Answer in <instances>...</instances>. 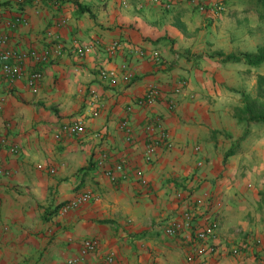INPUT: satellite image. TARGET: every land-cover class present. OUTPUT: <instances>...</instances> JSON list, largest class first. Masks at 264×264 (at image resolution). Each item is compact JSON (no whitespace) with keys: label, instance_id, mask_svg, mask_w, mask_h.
I'll use <instances>...</instances> for the list:
<instances>
[{"label":"crops","instance_id":"0c3cea01","mask_svg":"<svg viewBox=\"0 0 264 264\" xmlns=\"http://www.w3.org/2000/svg\"><path fill=\"white\" fill-rule=\"evenodd\" d=\"M232 1L220 22L234 11ZM33 5L0 0L7 48L43 49L60 41L67 49L53 53L34 86L25 77L8 84L0 69L6 170L0 176V264H67L71 258L96 264L109 254L112 264H184V247L165 235L164 226L189 200L188 191L210 198L220 222L211 264H264V134L258 131L264 125L240 122L234 110L257 91L264 64L224 61L229 54L257 53L256 43L225 25L202 29L191 0H59L58 8L42 4L41 14ZM16 8L29 22L9 29L6 19ZM114 42L120 45L108 52ZM155 52L162 66L151 60ZM34 68L28 65L25 74ZM103 69L114 79H103ZM179 77L188 85L177 107L170 110L162 100L135 109L130 119L138 142L127 144L119 128L126 107L151 86L170 90ZM153 115L161 117L172 145L148 156L141 127ZM80 117L83 135L56 137L64 121ZM104 148L141 170L150 187L132 178L111 183L94 166ZM84 189L96 199L69 209ZM87 238L99 241L98 252L83 254Z\"/></svg>","mask_w":264,"mask_h":264},{"label":"built area","instance_id":"2783aa9c","mask_svg":"<svg viewBox=\"0 0 264 264\" xmlns=\"http://www.w3.org/2000/svg\"><path fill=\"white\" fill-rule=\"evenodd\" d=\"M16 6L23 4L26 0H12ZM195 2L196 0H192ZM42 4L59 7V0H34L35 14L42 13ZM224 9L222 0H217L215 3V10L220 12ZM29 18L22 9L16 8L14 13L6 19V24L9 29L18 28L19 26L27 25ZM67 20L62 18L60 24L65 25ZM8 35H0V69L3 72L4 78L8 84H13L16 80L26 78L28 86H34L43 79L44 67L51 62L53 53L55 51L62 53L67 46L60 41L51 43L43 49L32 48L30 50H15L8 49ZM58 40V38H56ZM120 44L114 42L107 48L108 52L114 53ZM140 57L146 56V53L134 49L132 50ZM77 54L80 57L85 55V49L77 47ZM151 60L157 65L162 66L164 59L159 53H154L150 56ZM34 65L36 68L30 70L27 75L25 69L28 65ZM103 79L111 81L114 79V73L108 70H101ZM188 85V80L185 77H179L174 82L170 90H165L161 86L154 85L142 96L133 100V102L126 107V115L120 121L119 128L124 134V140L127 144H136L138 142L137 131L130 119L135 109H150L154 105L166 100L168 108L173 110L178 105V97L182 95ZM97 97L94 95L90 102L92 107L97 103ZM86 121L85 118L80 117L74 120L64 121L57 133L58 139H71L80 137L85 133ZM142 137L146 147V154L152 156L155 150L159 147L169 148L172 145L170 134L163 126L160 116L153 115L148 117L141 127ZM99 138H104L101 132L96 134ZM6 140H3L5 143ZM12 149L17 152L18 146L12 143ZM198 150V149H197ZM114 151L110 148H104L98 152V156L94 160V166L105 175L109 181L115 185H119L130 178L137 181L144 187L149 188L150 184L144 178L141 170L130 167L129 160L126 158H114ZM5 166L0 159V176L5 175ZM181 196V195H180ZM182 197V196H181ZM188 201L185 202L179 214L170 218L164 226V233L168 238L178 242L184 247L186 254V263L184 264H211V258L216 257L218 249L213 244L216 238L220 222L216 212L211 207L210 198L194 197L191 191H188ZM93 192L89 189L79 191L67 204L69 209H76L83 204L95 200ZM209 199V201H208ZM100 243L96 238H87L82 242L83 254L98 252ZM85 258L69 259L67 264H79ZM114 262V254H109L103 257L102 262L96 264H112ZM89 264V263H87Z\"/></svg>","mask_w":264,"mask_h":264},{"label":"rangeland","instance_id":"374dc122","mask_svg":"<svg viewBox=\"0 0 264 264\" xmlns=\"http://www.w3.org/2000/svg\"><path fill=\"white\" fill-rule=\"evenodd\" d=\"M216 1L217 0H196L193 2L191 0V2L194 4V8L200 13L201 24L203 26L202 29H208L209 31L210 28H214L217 30L221 25L222 27L225 25V28L229 32H233L236 37L240 36V39H247V37H249L251 41L256 43V47L254 49H257V52H260L261 49L264 48V19L261 18L259 13L256 11L254 1L233 0L232 8H234V11L230 13L229 18L224 23L220 22L221 15L228 9L231 10V8H228V0H222L224 3V9L218 12L215 10ZM263 64H258L256 67H262ZM262 70L264 71V68ZM258 96L259 94L257 90L253 96H250V99H257ZM260 101H263V98H260ZM241 106H244V104ZM238 113L239 112H236L235 110V114ZM258 131L259 134H264V127H262L261 130L259 128Z\"/></svg>","mask_w":264,"mask_h":264},{"label":"trees","instance_id":"16d2710c","mask_svg":"<svg viewBox=\"0 0 264 264\" xmlns=\"http://www.w3.org/2000/svg\"><path fill=\"white\" fill-rule=\"evenodd\" d=\"M256 11L260 17L264 19V0H253ZM225 62H241L245 61L250 65H258L264 62V48L260 52L250 54L245 53L243 55L229 54L224 58ZM258 98L251 100V97L246 96L244 100V106H237L235 108L237 117L240 122L244 123H255L264 125V74L258 77ZM263 98V101H260ZM234 148L230 149L226 157H229L234 153Z\"/></svg>","mask_w":264,"mask_h":264}]
</instances>
